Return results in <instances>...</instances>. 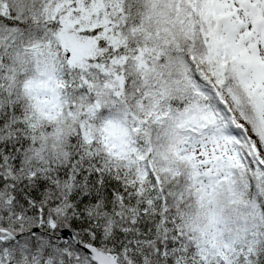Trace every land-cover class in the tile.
I'll use <instances>...</instances> for the list:
<instances>
[{
    "label": "snow or ice",
    "instance_id": "1",
    "mask_svg": "<svg viewBox=\"0 0 264 264\" xmlns=\"http://www.w3.org/2000/svg\"><path fill=\"white\" fill-rule=\"evenodd\" d=\"M0 264H264V0H0Z\"/></svg>",
    "mask_w": 264,
    "mask_h": 264
}]
</instances>
